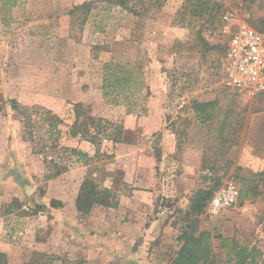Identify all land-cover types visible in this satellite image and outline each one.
I'll return each mask as SVG.
<instances>
[{
    "label": "rangeland",
    "instance_id": "1",
    "mask_svg": "<svg viewBox=\"0 0 264 264\" xmlns=\"http://www.w3.org/2000/svg\"><path fill=\"white\" fill-rule=\"evenodd\" d=\"M207 1L211 10L201 16L185 12V0H166L137 17L102 0H0V252L7 264H125L111 249L107 216L82 215L71 204L85 178L125 193L121 176L138 166L145 172L139 185L159 188L155 212L173 228L163 239L137 240L140 261L174 264L191 194L232 182L239 190L257 184L263 194L218 216L203 213L194 236L208 232L215 254V236L233 237L256 247L264 263V94L243 98L222 85L216 21L234 11L264 29V0ZM84 3L89 11L71 14ZM193 101H217L210 123L196 121ZM73 104L121 127V142L93 146L69 137ZM46 112L61 120L58 134L49 132ZM82 141L92 156L77 164L71 150L81 151L75 144Z\"/></svg>",
    "mask_w": 264,
    "mask_h": 264
},
{
    "label": "trees",
    "instance_id": "2",
    "mask_svg": "<svg viewBox=\"0 0 264 264\" xmlns=\"http://www.w3.org/2000/svg\"><path fill=\"white\" fill-rule=\"evenodd\" d=\"M105 4L110 6H116L122 10L129 11L133 16L141 17L147 14V12H154L153 9H159L165 4L166 0H102ZM207 0H185L183 10L185 12H193L195 15L201 16L202 12H209ZM91 9V3H84L71 11L73 14L75 11H89ZM153 17V16H152ZM82 19V23L84 22ZM219 30L220 21L216 20ZM264 30V29H258ZM220 31V30H219ZM214 47L208 46L206 51L213 49ZM224 52L225 46L223 44ZM119 80V79H118ZM117 80V82H118ZM124 81V80H123ZM13 110H18V102L12 101ZM217 105V101H209L204 103H198L193 101L191 108L195 113L196 121L200 124L210 123L214 118V110ZM75 120L70 127L69 137L81 139L89 142L93 146H98L101 140L111 141L112 143H120L122 136V128L112 124L111 122L95 118L94 116L87 115L82 110L81 104L72 105ZM50 112H46L47 120L49 121V132H52L61 123V120L55 115H48ZM80 117H83L80 120ZM59 133V130H55ZM72 155L77 156V162H86L88 156L75 149L71 150ZM64 169H58L56 175H59ZM207 179V178H205ZM198 188L189 197V207L185 211L184 217L186 224L182 229V233L177 237L178 241H182L178 257L175 259L174 264H264L261 260V253L256 247H249L248 245L239 244L233 237L225 238L217 235L216 239L220 241L218 246V253L213 252V244L209 240V233L202 231L198 237H195L196 225L198 223V217L204 213L205 207L209 200L213 197L214 192L219 188L216 187ZM263 192L259 190L258 185L252 187L245 186L239 192L238 205L249 199H254ZM13 203H17L16 200ZM51 207H60L61 204L56 201L50 202ZM118 206L117 196L108 188H101L90 178H85L79 188L77 198L75 200V208L77 212L82 215L91 214L95 210L113 209ZM224 255V258H222ZM0 264H7L6 255L0 252Z\"/></svg>",
    "mask_w": 264,
    "mask_h": 264
},
{
    "label": "built area",
    "instance_id": "3",
    "mask_svg": "<svg viewBox=\"0 0 264 264\" xmlns=\"http://www.w3.org/2000/svg\"><path fill=\"white\" fill-rule=\"evenodd\" d=\"M219 32L225 46L221 82L243 98L264 94V30H258L226 11L219 17ZM239 188L232 182L220 186L205 207V214L218 216L237 204Z\"/></svg>",
    "mask_w": 264,
    "mask_h": 264
},
{
    "label": "crops",
    "instance_id": "4",
    "mask_svg": "<svg viewBox=\"0 0 264 264\" xmlns=\"http://www.w3.org/2000/svg\"><path fill=\"white\" fill-rule=\"evenodd\" d=\"M76 143L75 146L79 147L81 152H87L88 157L92 156L86 142ZM76 169L80 168L76 167ZM183 175L185 177L190 176V170H184ZM143 176H145V172L139 166L137 168H126L121 176L126 192L113 188V192L117 196L118 206L102 211L95 210L91 213V215L97 213L98 215L104 214L107 216L109 234H111L114 242L111 249L114 255L123 257L125 264H145V261L138 259L143 253L142 249L138 251L134 249V243L137 240L143 239V242L146 243V241H152L159 236L163 239L165 235H169L173 230L171 222H167V219L162 216L163 212H155L156 198L159 197L160 193L159 188L139 185ZM107 183L110 182L107 181ZM183 193H186V191H183ZM161 195L163 196V194ZM173 195L175 197L181 196L180 189L173 190ZM71 208L75 210L74 203L71 204Z\"/></svg>",
    "mask_w": 264,
    "mask_h": 264
}]
</instances>
